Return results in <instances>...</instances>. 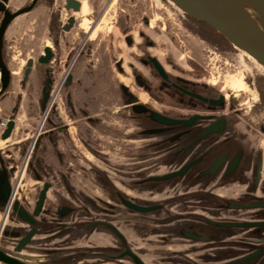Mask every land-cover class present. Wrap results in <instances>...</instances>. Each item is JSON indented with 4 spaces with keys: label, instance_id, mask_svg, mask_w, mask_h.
<instances>
[{
    "label": "flooded vegetation",
    "instance_id": "1",
    "mask_svg": "<svg viewBox=\"0 0 264 264\" xmlns=\"http://www.w3.org/2000/svg\"><path fill=\"white\" fill-rule=\"evenodd\" d=\"M11 2L19 3L21 0H8L10 5ZM111 2L112 0H36L32 9L26 13L33 12L37 7H44L48 41L44 43L38 56L31 58L34 64L24 82V66L20 70L11 66L6 44L8 29L17 17L7 26L1 48L8 80L2 90L0 73V134L6 127L13 107L16 106L17 109L10 136L3 144L0 140V153L4 159L16 161V169L11 177L16 193L25 186L26 195L35 198L42 183H53L52 177L55 176L61 183L62 190L73 196V181L85 171L81 162L88 163L86 158L96 160L99 156L108 161L111 160V154H118L113 151L120 150V163L124 164L121 169L127 173L125 161L144 156L143 142L134 144L139 141L135 139L162 135L163 139L157 140L151 147L166 148L168 161L174 165L160 174L179 171L189 164L180 177L171 180L175 183L167 181L163 184L172 185V188L178 184L183 186V191L161 198L170 200L157 210H163L164 205L166 209L167 205L172 204L167 208L169 214L151 215L115 202L113 206H109L108 211L112 222L122 230L132 248L144 259L163 257L168 255L172 246L166 244L163 245L164 248L150 252L144 243L139 242L152 237L158 228H163L164 225L155 223V220L163 219L166 224L176 225L192 221L193 213H204L202 210L206 208L207 198L203 192L208 188L204 183L221 182V186L224 185L226 189H213V192L230 199L235 196L238 199L245 193L264 197V73L254 72L251 77L244 79L245 88L240 90L230 86L224 90L217 82L212 84L193 62L186 63L189 72L182 69L174 73L167 68V64H174L154 51L157 43L152 39L142 41L143 24L147 22L145 17L150 18L140 15L142 27L134 30V21L139 18L135 10L143 15L147 14L142 10L143 6L139 10L128 8L127 20L125 10L120 8L115 23L119 27L125 18L121 30H125L127 26L128 31H125L123 41L128 49L134 50L130 54L131 60L122 55L116 57L120 51L117 50L115 54L113 40L108 39L106 42L103 36L106 38L108 34L102 30L95 31L107 14ZM163 3L173 7L166 0ZM151 7L149 15L157 12V2ZM10 9L14 10L11 6ZM87 9H90L89 14H84ZM172 13L176 15V11L172 10ZM2 18L3 15L0 16V22ZM164 18L165 16L161 18L164 28L172 32L170 20L166 19L168 23ZM179 21L188 34L199 40L194 41L195 43H204L205 48H211L218 54L224 52L223 42L219 38H223V35L211 25L184 13L179 14ZM67 25L69 27L65 29ZM159 25H155L156 36L160 32ZM46 52L51 57L45 62H37L40 55L46 57ZM152 58L163 67L168 75L167 80L155 69ZM126 66L130 68V72ZM118 67L121 68V79L116 75L114 78L112 76L113 69L117 70ZM124 98H131L132 101L124 104ZM135 109L140 111L136 112ZM148 109L168 117V125L161 126L150 119ZM22 113L26 119H22ZM19 117L27 120L26 125L19 126ZM130 120L136 121L137 128L129 127ZM160 129L164 132L156 131ZM144 131L152 132L144 134ZM103 135L111 136L114 141H99L98 137ZM102 147H106V152ZM110 150L112 152L109 153ZM157 151L150 153L155 154ZM140 166L138 164L135 168L139 174L130 182L138 189L148 184L136 182L148 176L160 175L145 174L144 167L141 169ZM89 171L94 173L91 176L94 184L97 182L94 176L99 173L102 177L99 182L107 189L108 184L103 183L104 179L111 181L109 176L92 165ZM29 181L38 185H30ZM130 183L125 182L127 188ZM116 188L121 192L119 194L128 198L127 191L121 187ZM141 190L149 189L144 187ZM107 192L110 196L109 189ZM93 199L97 205L95 197ZM132 201L135 202L136 199L132 197ZM89 202L93 205V201ZM136 203L142 205L141 202ZM32 208L33 206L30 210ZM130 232L135 237H131ZM160 241L164 240L160 238ZM150 245L158 248L154 243ZM190 246L187 244L185 248ZM201 252L196 251L194 254ZM192 255L187 253L190 258Z\"/></svg>",
    "mask_w": 264,
    "mask_h": 264
},
{
    "label": "water",
    "instance_id": "2",
    "mask_svg": "<svg viewBox=\"0 0 264 264\" xmlns=\"http://www.w3.org/2000/svg\"><path fill=\"white\" fill-rule=\"evenodd\" d=\"M166 1L181 13L211 25L223 35V39L236 52L251 57L254 63L264 69V0ZM35 2L36 0H29L11 10L8 0H0V16L3 15L0 22L2 90L8 80V70L1 56L4 32L14 18L30 11ZM68 27L69 25L64 28ZM50 57L49 53L46 57L40 55L37 62H45ZM151 61L161 77L167 80L168 75L160 63L155 58ZM33 64L34 60L31 58L26 61L22 82L26 81ZM118 70L121 71V68L118 67ZM131 98H124V104L130 103ZM43 105L42 102L41 106ZM16 109L17 107L14 106L6 127L0 134L2 144L14 127L13 118ZM148 111L149 118L154 122L161 126L168 125V117L154 110L148 109ZM156 131L164 132L163 129ZM151 132L144 131V134ZM237 163L238 158L235 160V165ZM188 166L189 164L176 172L148 176L136 183H147L148 185L140 187L145 189L161 186L167 181L180 177L179 175L183 174L187 170L185 167ZM15 169L16 161L4 159L0 153V243L1 239L8 240V245H0V264H150L148 259H144L132 248V244L122 230L112 222L108 209L99 208L106 215L105 217H93L90 211L98 210L94 202L93 205L88 202L89 206L77 205L62 194H58L56 200L52 201L49 199V192L54 183L50 181L42 183L35 198L26 195L25 186L16 193L11 184ZM171 182L175 183V181ZM204 184L208 185L207 190L203 192L207 198L206 208L202 210L204 213H193L192 221L176 223V225H172L169 221H167L169 224H166L163 219L155 220V223L164 225L162 229L158 228L154 232L161 235L160 238L164 240L163 245L175 246L177 240L191 245L189 248H171L168 255L160 258L169 262L168 264H264V197L245 193L238 199H230L213 192L221 182ZM108 186L110 198L115 203H122L135 211L148 212L156 216L168 212L165 205L163 210L157 209H161L170 199L134 202L132 197L127 198L126 195L119 194L121 192L116 187ZM136 202H141L142 205ZM102 203L107 208L113 206L106 202ZM31 206H33L32 210H30ZM78 212L84 216V219L68 220L71 215ZM241 215L246 217H240ZM7 221L16 225L6 226ZM95 233L103 234L105 237L99 245L91 243L65 246L68 237L76 235L89 237ZM26 250L36 253L38 257L23 256L22 253ZM196 251L202 252L194 254ZM187 253H192V257H188Z\"/></svg>",
    "mask_w": 264,
    "mask_h": 264
},
{
    "label": "rangeland",
    "instance_id": "3",
    "mask_svg": "<svg viewBox=\"0 0 264 264\" xmlns=\"http://www.w3.org/2000/svg\"><path fill=\"white\" fill-rule=\"evenodd\" d=\"M29 0H21V3L28 2ZM157 2V12H152V15H149V9L152 8V4L154 2ZM12 5H16V3L11 2ZM11 6L12 9H14V6ZM139 6V7H138ZM141 6L143 11H145L147 14L143 15L141 12H138L135 10V13L137 14L138 19L136 18L134 21V30L139 27V29L142 27L141 25V16H148L150 19L145 17L147 19L146 24H143L144 29V37L143 42L146 40H154L157 43V46L154 51L158 53V55L162 58L165 57L166 60L172 62L174 66H169L167 64V68L174 73H178L182 69H185L187 72H189L188 66H186L187 62H193L196 64V67L200 69V72L206 74V78L210 79V82L212 84H215L217 82V85L220 87H223L224 90L230 86L235 89H242L245 88V85L243 83L244 79L251 77L254 72H263L264 69L261 68L258 64L254 63V60L249 56H243L241 52H236L227 41H225L223 38L219 37L220 40L223 42V50L224 52L222 54H218L214 52L211 48L207 47L205 48L204 43H195L194 41H199L196 36H193L191 34H188L180 25L179 21V14L181 13L174 7L170 8L166 6L163 3V0H112L107 14L105 15L103 21L99 24L98 28L95 30L96 32L99 30H102L104 33L108 34L105 36L104 39L107 40L111 39L114 43V51L116 50L115 54L117 53V50L120 52L115 55L116 57L124 56L125 59L131 60L130 54H132L134 48L128 49V47L125 45L123 38L125 31H128L127 26L125 27V30H121L123 28V21L119 24V27L115 23V20L118 18L120 13V8H123L125 10L124 15L126 16V20L128 18V8L137 10L141 9ZM172 10L176 11V15L172 13ZM90 9H87V11L84 14H89ZM141 15V16H140ZM163 16H165L164 20L167 22L170 20V24L173 26L172 32H169L166 28L163 26ZM162 18V19H161ZM168 19V20H166ZM112 21V24L111 22ZM169 23V21H168ZM159 25L160 32L158 36L154 33L156 31L155 25ZM121 25V26H120ZM153 26V27H152ZM47 26L44 18V7H37L33 12L26 13L24 15L18 16L12 23V25L9 27L7 35H6V44H7V50L10 55V64L11 66H15L16 70H20L25 66L26 59L28 58H36L41 52L42 47L44 43L48 41V38L46 37ZM110 37V38H109ZM195 43V44H194ZM167 61V62H168ZM171 63V64H172ZM179 64H182L183 66H179ZM190 67V66H189ZM127 70L130 72V68L126 66ZM112 71L113 78L115 75L121 79V76L119 75L121 73L120 70ZM22 119H26L24 114H21ZM27 120H21L19 117L18 123L19 126H22V124H25ZM136 121L130 120L129 127L130 128H137L135 125ZM26 125V124H25ZM160 141L163 139V136H145L142 138H136V140H139L136 143L144 144V156L139 157H132L128 158L125 162L127 164V173L121 169V167L124 164L120 163V157L119 155L120 150L113 151L117 152L118 154H111L109 158L111 160L104 161L101 159V157L97 156L96 160H94L92 157L90 159H87L88 163L81 162V167L85 169L84 172H81L79 177L76 178L73 181V190L74 193L73 196L66 194L61 187V183H59L57 177H52L54 186L49 192V199L52 201L56 200V196L58 194L64 195L68 200L72 201V203H75L77 205H84L88 204L89 200L94 202L93 197L97 200V206L98 210L94 211L91 210V215L93 217H105L106 215L102 213V211L99 209H108L104 206L102 202H106L109 204V201L111 204H115L110 196L107 190L109 189L108 185H111L112 187H121L125 191H127L128 196L134 197L136 200H160L163 197H166L168 194H173L178 191H183V186H180L179 184L176 185L174 188H172V185L167 186H153V188L149 187V190H141L142 188L134 187L133 184H131V179H133L137 174V168L138 164H140L141 169L144 167L145 174L147 173H163L164 171L170 170L174 164L171 165L170 161H168L167 157V149L164 147H151L154 142L157 140ZM98 140L105 143L114 141L111 139V136L103 135L101 137H98ZM104 152H106V147H102ZM136 149V145H135ZM160 151H157L159 150ZM157 151V153L153 154L150 153L152 151ZM136 151V150H135ZM109 153L112 152V150L108 151ZM100 153V152H98ZM106 155V153H100ZM85 158V157H84ZM90 165L98 168L100 171L102 170L104 175H108L110 178V182L108 180L104 179L103 184H108L106 187H102V184H100L99 180H101L100 174H95L94 179H97V182L94 184V182L91 180V176L94 173H91L89 171ZM124 175V176H123ZM123 176V177H121ZM125 176L127 178H125ZM90 178V179H89ZM129 180V181H128ZM113 181V184L111 183ZM125 182H129L130 186L125 185ZM183 181H181L182 183ZM30 185L36 184L33 183V181H29ZM214 184V183H212ZM211 184H209L210 186ZM37 186V185H35ZM230 186V185H229ZM204 189V188H203ZM215 190L223 189L225 190V186L218 185L214 188ZM106 190V191H105ZM85 191V192H84ZM24 194V193H23ZM21 194V195H23ZM89 195V197H88ZM91 196V197H90ZM147 197H151L153 199H147ZM232 197V196H231ZM232 198H237L232 197ZM102 200V202H101ZM31 201V199H29ZM89 206V205H87ZM172 204L167 205V208L171 207ZM101 211V212H100ZM84 216L81 215L79 212L77 214L71 215L68 220H81L84 219ZM240 217H246V216H240ZM16 224L7 221L6 226H15ZM131 237H135L131 232L129 234ZM160 234L154 233L152 237L146 238L142 242H139L140 244L146 245L150 252L152 250H158L162 249L165 246H163L162 242L160 241ZM39 238V237H36ZM0 245H8L7 241L5 239H1ZM38 240V239H37ZM69 240V241H68ZM105 237L103 234L95 233L89 237L83 236V235H76L74 237H68L66 239L65 246H78V245H88V244H101V241H104ZM137 240V239H135ZM177 240L175 242V246H172V248H185V242ZM60 242V241H59ZM54 244L56 242H53ZM150 243H154V245L158 246V248H154L150 245ZM183 243V244H181ZM47 245V243L45 244ZM23 256L27 257H38L36 253H33L32 251H24ZM148 262L150 264H168L169 262H165L162 258L158 257H149Z\"/></svg>",
    "mask_w": 264,
    "mask_h": 264
},
{
    "label": "crops",
    "instance_id": "4",
    "mask_svg": "<svg viewBox=\"0 0 264 264\" xmlns=\"http://www.w3.org/2000/svg\"><path fill=\"white\" fill-rule=\"evenodd\" d=\"M20 4H22V3H21V2H19V3H16V5H18V6H19Z\"/></svg>",
    "mask_w": 264,
    "mask_h": 264
}]
</instances>
